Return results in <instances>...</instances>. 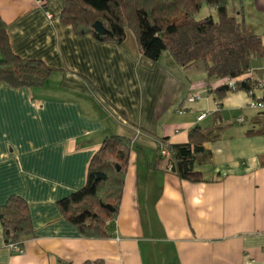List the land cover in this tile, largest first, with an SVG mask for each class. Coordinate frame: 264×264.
I'll return each mask as SVG.
<instances>
[{
  "label": "crops",
  "instance_id": "1",
  "mask_svg": "<svg viewBox=\"0 0 264 264\" xmlns=\"http://www.w3.org/2000/svg\"><path fill=\"white\" fill-rule=\"evenodd\" d=\"M62 8L61 0H0L14 52L54 68L41 87L0 84V206L22 196L35 232L24 254L11 252L0 219V264H264V133L254 132L264 111L248 107L245 90L219 94L226 79L203 63L183 68L168 52L152 60L128 34L121 44L77 35ZM229 12L264 36V0H231ZM251 76L264 77V57ZM219 121L233 124L205 144L211 157L195 166L205 181L181 180L161 139L185 143L195 126ZM113 134L133 143L115 235L87 238L59 200L85 185Z\"/></svg>",
  "mask_w": 264,
  "mask_h": 264
},
{
  "label": "trees",
  "instance_id": "2",
  "mask_svg": "<svg viewBox=\"0 0 264 264\" xmlns=\"http://www.w3.org/2000/svg\"><path fill=\"white\" fill-rule=\"evenodd\" d=\"M231 0H61L60 18L77 35L90 34L99 42L121 44L127 26L136 34L141 52L158 60L168 52L175 63L189 68L203 63L210 77L226 79L219 94L230 90H256L251 76L255 58L264 57V36L252 32L244 18L229 12ZM206 7L208 13L199 18ZM54 68L37 58H25L12 49L7 24L0 20V84L13 88H34L46 84ZM234 80V86L229 85ZM257 130L264 133V115L255 117ZM231 123L197 125L189 131V141L161 144L170 151L171 172L181 180L205 181L195 168L211 157L207 142L221 138ZM252 132V131H251ZM132 141L118 134L106 136L94 154L85 185L59 200L64 216L87 238L115 235L125 185V171ZM5 244L23 246L35 232L28 202L13 194L0 206ZM69 264V263H67ZM83 264H105L103 259Z\"/></svg>",
  "mask_w": 264,
  "mask_h": 264
},
{
  "label": "built area",
  "instance_id": "3",
  "mask_svg": "<svg viewBox=\"0 0 264 264\" xmlns=\"http://www.w3.org/2000/svg\"><path fill=\"white\" fill-rule=\"evenodd\" d=\"M229 85L234 86V80L233 79H229L228 81ZM259 89L260 91H262V96L258 97L256 95V90ZM256 90H252L249 91L248 94L250 96V101L248 103V107L257 111H264V77L262 79H258L257 80V88ZM196 98H199L198 95L196 94H192L189 97V101H194ZM180 112H183V110H180ZM208 112H204L200 115V119H203ZM239 122H244L245 118H239L238 119ZM161 155H166L168 157H170V151L167 147L165 146H161V150H160ZM7 248H9V250L11 252L14 253H19V254H24L25 253V249L23 248V246H20L16 243H10V244H6Z\"/></svg>",
  "mask_w": 264,
  "mask_h": 264
},
{
  "label": "rangeland",
  "instance_id": "4",
  "mask_svg": "<svg viewBox=\"0 0 264 264\" xmlns=\"http://www.w3.org/2000/svg\"><path fill=\"white\" fill-rule=\"evenodd\" d=\"M208 13V9L206 8V7H204L202 10H201V12L199 13V18L200 17H203L204 15H206ZM127 28V34H128V39L130 40V38H131V36L132 37H134V40L136 41V39H137V37H136V34H135V31H134V29L131 27V26H127L126 27ZM192 95V94H191ZM190 95V96H191ZM189 96V97H190ZM188 100H189V98H188Z\"/></svg>",
  "mask_w": 264,
  "mask_h": 264
}]
</instances>
